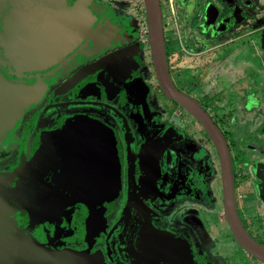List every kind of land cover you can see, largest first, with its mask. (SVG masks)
Listing matches in <instances>:
<instances>
[{
  "label": "flooded vegetation",
  "instance_id": "1",
  "mask_svg": "<svg viewBox=\"0 0 264 264\" xmlns=\"http://www.w3.org/2000/svg\"><path fill=\"white\" fill-rule=\"evenodd\" d=\"M62 1H80L88 28L17 71L7 22L23 0H0V75L39 87L0 130V264H37L27 246L74 264H172L141 251L145 225L184 240L189 264H264L232 233L217 147L160 84L144 1ZM159 3L169 77L222 132L238 217L264 246V0Z\"/></svg>",
  "mask_w": 264,
  "mask_h": 264
},
{
  "label": "water",
  "instance_id": "2",
  "mask_svg": "<svg viewBox=\"0 0 264 264\" xmlns=\"http://www.w3.org/2000/svg\"><path fill=\"white\" fill-rule=\"evenodd\" d=\"M147 16L148 39L157 77L165 94L181 102L201 123L218 149L222 164V181L225 194V213L232 233L239 244L264 262V246L256 242L243 227L232 196L231 161L224 136L199 103L179 92L173 85L167 69L162 17L159 0H143ZM80 1L65 7L62 0H23L15 3L8 18L9 40L16 61L17 71L43 67L50 63L88 28V13L82 11ZM207 11L205 21L208 19ZM249 39V38H248ZM264 40V33L253 38ZM259 39V40H258ZM84 97L95 94L81 89ZM39 87H25L10 83L0 75V130L8 126L25 103L34 97ZM145 225L139 246L149 252L151 260H164L169 254L172 264H189L187 246L182 239L172 238L167 231L151 230ZM37 264H74L69 252H52L41 246H27Z\"/></svg>",
  "mask_w": 264,
  "mask_h": 264
},
{
  "label": "rangeland",
  "instance_id": "3",
  "mask_svg": "<svg viewBox=\"0 0 264 264\" xmlns=\"http://www.w3.org/2000/svg\"><path fill=\"white\" fill-rule=\"evenodd\" d=\"M187 61H189V59H187ZM217 105H218V104H217ZM247 119H248V118H247ZM252 120H253V118H250V119H249V122L251 121V123H252ZM239 188L241 189V186H239ZM259 237L262 238V235H260Z\"/></svg>",
  "mask_w": 264,
  "mask_h": 264
}]
</instances>
